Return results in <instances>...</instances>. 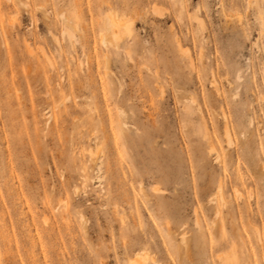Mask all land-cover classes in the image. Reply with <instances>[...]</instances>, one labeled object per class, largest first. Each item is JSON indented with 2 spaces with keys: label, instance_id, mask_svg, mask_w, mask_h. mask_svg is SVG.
Listing matches in <instances>:
<instances>
[{
  "label": "rangeland",
  "instance_id": "374dc122",
  "mask_svg": "<svg viewBox=\"0 0 264 264\" xmlns=\"http://www.w3.org/2000/svg\"><path fill=\"white\" fill-rule=\"evenodd\" d=\"M137 263L264 264V0H0V264Z\"/></svg>",
  "mask_w": 264,
  "mask_h": 264
},
{
  "label": "bare ground",
  "instance_id": "6f19581e",
  "mask_svg": "<svg viewBox=\"0 0 264 264\" xmlns=\"http://www.w3.org/2000/svg\"><path fill=\"white\" fill-rule=\"evenodd\" d=\"M109 25H110V27L111 28H118V26H120V27H122L121 25H122V21L121 20H119V19H117L116 17H114V16H110V18H109ZM126 24V23H125ZM126 27V26H125ZM123 28V27H122ZM127 29H128V27H127ZM117 30V29H116ZM116 30H115V32H116ZM119 30V29H118ZM112 31V30H111ZM111 35V34H110ZM120 36V35H119ZM120 38V37H119ZM113 40V39H112ZM119 40V39H118ZM114 41V40H113ZM115 42H117V39L115 40ZM122 132V131H121ZM138 256V255H137ZM140 257V256H139ZM138 257V258H139ZM137 258V257H136ZM142 258V257H141ZM146 258L144 257V260H145ZM139 260V259H138ZM136 261V260H135ZM136 263V262H135ZM138 264V263H137Z\"/></svg>",
  "mask_w": 264,
  "mask_h": 264
}]
</instances>
